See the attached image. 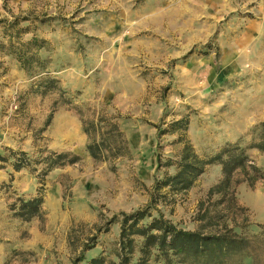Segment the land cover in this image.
<instances>
[{"label":"rangeland","instance_id":"1","mask_svg":"<svg viewBox=\"0 0 264 264\" xmlns=\"http://www.w3.org/2000/svg\"><path fill=\"white\" fill-rule=\"evenodd\" d=\"M13 16L14 38L0 26V154L24 150L34 160L51 150L80 159L48 173L40 211L28 220L9 205L37 191L42 165L18 172L3 165L0 264H73L93 235L85 259H115L119 225L104 231L106 221L145 206L154 179L173 172L156 169L157 142L163 159L175 160L180 149L170 144L177 133L157 138L154 124L166 128L186 117V138L198 154L238 143L264 172V151L248 148L263 132L264 0H0V19ZM33 37L43 47L25 71L15 53ZM79 110L84 119L102 114L117 122L125 156L93 160ZM220 178L221 167L210 165L186 193L155 208L179 227L212 232L216 225L201 228L197 217L203 203L222 216L213 223L260 233L264 179L238 183L237 205L229 206L217 203L218 194L207 197Z\"/></svg>","mask_w":264,"mask_h":264},{"label":"trees","instance_id":"2","mask_svg":"<svg viewBox=\"0 0 264 264\" xmlns=\"http://www.w3.org/2000/svg\"><path fill=\"white\" fill-rule=\"evenodd\" d=\"M17 25V16H13L10 21L0 19L5 36L11 39L14 38ZM42 41L33 37L23 45L17 46L15 55L25 71L34 61L38 62L37 51L43 47ZM32 45L35 46L33 51L30 50ZM51 82H54L53 78L46 80L45 84ZM76 113L79 114L82 130L88 139L85 150L93 160L114 162L125 156L127 146L117 122L102 114L92 119H84L80 110ZM49 122L47 120L46 125ZM187 124L186 117L171 121L166 128H161L162 123L154 124L157 138L177 133V137L170 144H179L180 149L175 160L170 157L163 159L158 152L161 145L157 142L156 169L172 166L173 172H164L161 178L154 179L149 189V202L145 206L131 212L120 211L106 221L104 231H108L112 223L119 225L115 259H109L103 253L85 259L83 253L95 245L96 236L93 235L89 239L91 243L84 244L80 255L73 259V264H264V224H257L260 233L252 236L242 235L234 231L225 220L213 223L214 217L222 216L217 212L212 214L208 206L203 207V203H200L197 217L203 221L201 228L216 225L214 231L206 233L179 227L155 208L158 202H166L169 197L174 200V195L186 193L210 165L221 167V178L207 192L209 200L215 194L220 195L218 204L236 206L235 186L238 183L246 182L249 187H253L256 182L264 179V172L247 154V148L238 143L227 142L212 154H198L186 138ZM258 126L263 129L259 141L251 143L248 148L264 151V121ZM4 150L7 153L0 154V168L7 163L16 172L32 164L42 165L38 172L40 186L35 194L27 199L19 197L17 202L9 205L14 215L25 220L40 211L44 197V178L48 173L55 168L75 164L80 159L71 152L49 150L45 156L32 160L24 150ZM235 173L242 178H234ZM12 180L13 174L9 173V181ZM151 209H155L157 214L153 215ZM98 231L101 230L98 228Z\"/></svg>","mask_w":264,"mask_h":264},{"label":"crops","instance_id":"3","mask_svg":"<svg viewBox=\"0 0 264 264\" xmlns=\"http://www.w3.org/2000/svg\"><path fill=\"white\" fill-rule=\"evenodd\" d=\"M3 165H8L9 168L12 169L11 166H10L9 164H7V163H4ZM7 168H8V167H5V169H7ZM0 169H4V167H3V168H0ZM22 169H23V168H22ZM20 170H21V169H20ZM20 170H19V171H20ZM16 172H18V171H16ZM50 172H51V171H50ZM33 194H35V192L32 193L31 195H33ZM92 256H94V255H92ZM90 257H91V256H90Z\"/></svg>","mask_w":264,"mask_h":264}]
</instances>
